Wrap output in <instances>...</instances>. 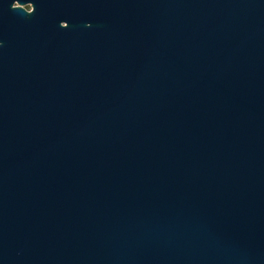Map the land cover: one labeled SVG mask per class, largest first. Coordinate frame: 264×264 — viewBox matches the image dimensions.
<instances>
[{"label": "water", "instance_id": "water-1", "mask_svg": "<svg viewBox=\"0 0 264 264\" xmlns=\"http://www.w3.org/2000/svg\"><path fill=\"white\" fill-rule=\"evenodd\" d=\"M0 264H264V0H0Z\"/></svg>", "mask_w": 264, "mask_h": 264}, {"label": "flooded vegetation", "instance_id": "flooded-vegetation-1", "mask_svg": "<svg viewBox=\"0 0 264 264\" xmlns=\"http://www.w3.org/2000/svg\"><path fill=\"white\" fill-rule=\"evenodd\" d=\"M25 8H26V10L31 11L30 5L26 6Z\"/></svg>", "mask_w": 264, "mask_h": 264}]
</instances>
